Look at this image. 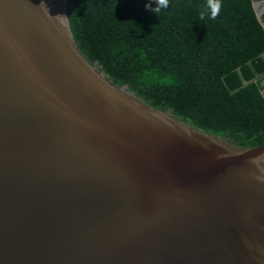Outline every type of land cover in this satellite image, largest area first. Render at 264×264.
Instances as JSON below:
<instances>
[{
    "label": "water",
    "instance_id": "95a60500",
    "mask_svg": "<svg viewBox=\"0 0 264 264\" xmlns=\"http://www.w3.org/2000/svg\"><path fill=\"white\" fill-rule=\"evenodd\" d=\"M67 1L0 0V264H264V145L114 84Z\"/></svg>",
    "mask_w": 264,
    "mask_h": 264
},
{
    "label": "trees",
    "instance_id": "16d2710c",
    "mask_svg": "<svg viewBox=\"0 0 264 264\" xmlns=\"http://www.w3.org/2000/svg\"><path fill=\"white\" fill-rule=\"evenodd\" d=\"M68 0L74 40L90 63L139 99L236 146L264 145V13L252 0ZM207 15L200 18V12Z\"/></svg>",
    "mask_w": 264,
    "mask_h": 264
},
{
    "label": "clouds",
    "instance_id": "9594fccd",
    "mask_svg": "<svg viewBox=\"0 0 264 264\" xmlns=\"http://www.w3.org/2000/svg\"><path fill=\"white\" fill-rule=\"evenodd\" d=\"M155 3L157 5L155 8H151L150 4H146L145 5L146 9H150L154 13H159L161 8L168 7L169 0H155ZM208 4L209 7L211 8V18L215 19L220 13V9H221L220 0H208ZM205 15H207L206 12L204 11L200 12L201 19H203Z\"/></svg>",
    "mask_w": 264,
    "mask_h": 264
},
{
    "label": "flooded vegetation",
    "instance_id": "af4514ba",
    "mask_svg": "<svg viewBox=\"0 0 264 264\" xmlns=\"http://www.w3.org/2000/svg\"><path fill=\"white\" fill-rule=\"evenodd\" d=\"M259 2H260V7L263 8L264 7V0H259ZM263 12H264V10H263Z\"/></svg>",
    "mask_w": 264,
    "mask_h": 264
}]
</instances>
